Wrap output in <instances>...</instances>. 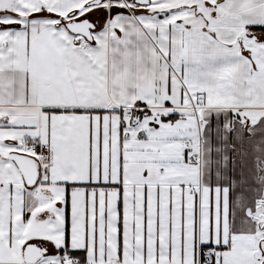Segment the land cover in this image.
<instances>
[{
	"label": "snow or ice",
	"instance_id": "obj_1",
	"mask_svg": "<svg viewBox=\"0 0 264 264\" xmlns=\"http://www.w3.org/2000/svg\"><path fill=\"white\" fill-rule=\"evenodd\" d=\"M0 264H264V0H0Z\"/></svg>",
	"mask_w": 264,
	"mask_h": 264
}]
</instances>
